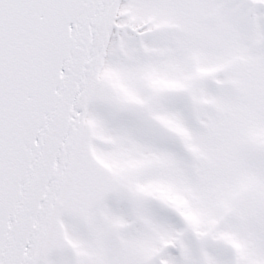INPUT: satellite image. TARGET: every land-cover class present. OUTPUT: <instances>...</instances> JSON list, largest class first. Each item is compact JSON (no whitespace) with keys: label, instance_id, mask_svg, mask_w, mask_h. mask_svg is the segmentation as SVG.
<instances>
[{"label":"snow or ice","instance_id":"snow-or-ice-1","mask_svg":"<svg viewBox=\"0 0 264 264\" xmlns=\"http://www.w3.org/2000/svg\"><path fill=\"white\" fill-rule=\"evenodd\" d=\"M0 264H264V0H0Z\"/></svg>","mask_w":264,"mask_h":264}]
</instances>
